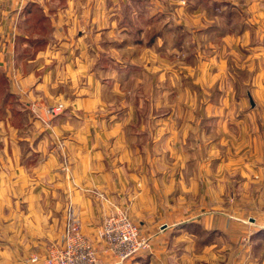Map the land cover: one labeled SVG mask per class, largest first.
Masks as SVG:
<instances>
[{"label":"crops","instance_id":"0c3cea01","mask_svg":"<svg viewBox=\"0 0 264 264\" xmlns=\"http://www.w3.org/2000/svg\"><path fill=\"white\" fill-rule=\"evenodd\" d=\"M242 3L247 11L263 6L252 25L237 24ZM147 35L151 43L139 51L154 64L127 45L135 36L140 46ZM194 38L212 46L200 60V83L217 94L194 97L198 138L186 149L198 156L182 167L193 162L197 173L174 186L173 176L156 170L175 152L172 123L163 145L155 134L160 115L152 113L148 141L138 142L128 128H143L138 106L127 98L111 110L105 93L120 85L113 70L135 86L143 85L140 71L150 72L146 84L158 86V70L168 66L163 56L190 48ZM236 69L247 77L230 73ZM56 103L62 112L49 116ZM231 177L242 194L264 198V0H0V264H35L31 254L62 245L69 208L101 264H223L228 257L230 264H264V209L255 217L249 209L225 217L223 209H171L174 188L184 201L195 191L221 199ZM113 204L141 231H155L151 247L120 262L98 237Z\"/></svg>","mask_w":264,"mask_h":264},{"label":"rangeland","instance_id":"374dc122","mask_svg":"<svg viewBox=\"0 0 264 264\" xmlns=\"http://www.w3.org/2000/svg\"><path fill=\"white\" fill-rule=\"evenodd\" d=\"M241 1V0H240ZM243 7V8H241ZM244 4L242 3L240 5L239 8V12H237L238 14H236L237 16H235V18H237V24L238 26L241 25V22L247 19H251L252 18V14L257 13V12H262V7L263 6H254V8H251L250 5H248V9L250 10H246V7L244 8ZM253 11V12H252ZM223 19L225 20V17H223ZM249 21V22H250ZM255 23L251 21V25ZM224 27V26H223ZM225 29V28H224ZM138 38H135V36H131L129 37L128 41H127V45L132 46V50H130V53H136L135 55H138V57H141L143 59V61L147 64H151L156 61L154 59V56L150 53H145L142 51H139V48H141L142 46H144L145 44L150 45L151 42L149 39V35H147L146 37L143 38V44H141L140 46H137L135 44V40H137ZM205 45H203L204 43ZM197 43V44H196ZM198 43H200L202 46H198ZM219 40H214L211 41V44H215L216 46L222 47L220 46L221 44H219ZM206 41H204V39L202 38H194L193 39V43L190 46V48H186L184 46H180L178 49H176L173 53V55H170L168 58L164 57V62H162V68L166 67V70H158V74L160 77H162V80H160L159 85L158 86H154V87H150L148 84L149 81V77H150V72H141V76L143 77V85H139V86H135L134 84H132L130 81H128L127 83L124 81L125 78H122V75H120L119 72H117V70H113L111 71V77H113L116 81H118V83H120V85H112V87L110 89H108L107 93H105V99L110 100V105L109 108L111 110H115V109H120L122 107V105H127L125 99L128 98V100H131L130 103L132 105H137L139 108V111L137 110V117L139 118L138 121L141 122V124L143 125V128L141 129V131H139V128L135 125L133 126H128L129 130L132 131L133 136L135 135L136 137V141L138 142H145L148 141L147 137L149 134H147V132H149L148 126L149 125V120H150V115L152 113H158V115H160V122L158 124V131L155 132V134H157V136L160 138V142H162L163 145H166L165 141L166 140V132L171 131V129L173 130L174 133V141L176 143L175 148V152H171V154H169V152L167 153V156L164 154V156L159 160V164H157V168L156 170L160 173L162 172H167L168 175L170 174V176H173L175 179L174 182V186L178 185V184H182V177L184 174L186 175H195L197 173L195 167H193V162L195 160V158H197V150H190V149H186V145L189 143V141H194V139L197 137V128H195V126L197 127V124L195 125V123L198 122L199 117H198V113L197 111V106H198V102L197 101H193L195 100L194 97L199 95L202 98L204 96V93L206 95V99H211L212 96L214 94H217V90L215 88V86L211 85H206V84H201L200 83V77L202 74V71L199 69V65H200V60L206 59L207 57L210 56V51H212V46H206ZM198 47L199 49H197L200 53L198 54L197 51H194V48ZM136 47V50H134ZM141 55V56H140ZM212 55V54H211ZM168 59V60H167ZM230 60V59H229ZM150 66V65H148ZM161 66V64L159 65V67ZM229 69V68H228ZM230 70H228L229 73ZM237 73V75L239 76V78H246L247 77V72L243 69V70H238L236 69L235 71H230V73ZM155 71L152 72V74H154ZM213 74V70L212 73ZM112 78V80H113ZM168 78V80H166ZM167 81V82H166ZM173 82L174 84L171 85L170 82ZM226 87H222V91L219 90L218 93H223L224 89ZM246 87L244 86H240L239 90L240 92H245ZM151 93L153 95H151ZM135 94H137V96L139 97H135ZM167 94L169 95L167 98ZM110 95V96H109ZM156 96L158 98V100L156 101V98L154 97ZM152 99V100H151ZM186 100H189V107L188 104L186 105ZM134 101L135 102L134 104ZM128 103V102H127ZM133 107V106H132ZM193 107V108H192ZM64 107H61L60 109H57L59 111L62 112ZM169 109V117H164L162 119V114L165 113L167 110ZM101 110V109H100ZM60 113V112H59ZM58 113V114H59ZM43 123L48 124V120L47 122L43 121V118L41 119ZM140 122H138L139 126L142 127V125H140ZM172 123V126L171 124ZM186 123H190V127H191V131L189 133L185 132L184 126ZM184 125V126H183ZM171 129L169 131L168 127ZM189 140V141H188ZM171 141V140H170ZM183 149H186L185 151ZM160 153L163 150H159ZM184 153V155H183ZM64 157V156H63ZM191 157V161L192 162V167H188L185 166L184 168L182 167V164L184 163V158L185 159H190ZM170 159H173V161ZM64 161H66V158L64 157ZM169 162V163H168ZM141 164V161H140ZM64 166H66V164H64ZM214 167H211V170L213 172ZM156 171L154 170V173ZM238 179V178H237ZM236 177H231L229 178V181L226 182L225 184L227 185V191H225L223 193V196L221 199H216L214 198V196H208L205 200L204 199H200L198 193L195 191L192 193L191 198L190 199H185V201L181 197H177L180 192V189L178 190L177 188L175 189L174 192V197H172L173 199H171L173 202V205L175 207H171V209H183V207L185 209H206V210H211V209H223V212H227V214L223 213L224 217L227 215H234V214H230V212L228 211L229 209H238V211H242V210H251V213H249L248 215L250 217H255V213L256 211H259L260 209H264V198H258L257 197H251L248 194H242L243 191H238L237 190V186L239 184V182L237 181ZM165 183V182H164ZM247 192V191H246ZM201 200V202H200ZM185 205H188V207H186ZM120 208V209H125V211L128 213L130 219L134 222V220L132 219V217L129 214V211L125 208V207H120L119 205L113 204L111 206V209H115V208ZM245 214H239L238 216H244ZM179 217H182L181 214L178 215ZM237 216V215H236ZM246 216H244L245 220H246ZM135 223V222H134ZM139 228V226H138ZM140 229V228H139ZM141 234H143L144 236L149 237L150 239V246L151 247V243H152V239L154 237V232L155 231H141ZM181 243V242H180ZM224 247V256H226L225 254V249L226 246H222ZM181 244H180V248L181 249ZM212 249H217V247H212ZM228 257V256H227ZM205 264H214V262L209 263L207 261V263ZM223 264H230L229 261V257L228 260L227 258L224 260L223 259Z\"/></svg>","mask_w":264,"mask_h":264},{"label":"built area","instance_id":"2783aa9c","mask_svg":"<svg viewBox=\"0 0 264 264\" xmlns=\"http://www.w3.org/2000/svg\"><path fill=\"white\" fill-rule=\"evenodd\" d=\"M61 107V103L50 105L46 108V113L54 116L61 112L57 110ZM47 120L43 119L44 122ZM98 237L103 243L104 251L112 254L117 262L150 246L149 237L141 234L138 225L130 219L125 209L117 207L104 216L98 229ZM29 261L35 264H101L94 246L81 231L70 208L65 218L62 245L49 248L45 255L33 253Z\"/></svg>","mask_w":264,"mask_h":264}]
</instances>
